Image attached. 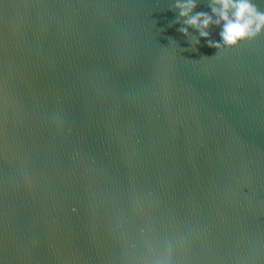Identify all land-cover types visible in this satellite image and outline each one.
<instances>
[{"label":"water","instance_id":"95a60500","mask_svg":"<svg viewBox=\"0 0 264 264\" xmlns=\"http://www.w3.org/2000/svg\"><path fill=\"white\" fill-rule=\"evenodd\" d=\"M188 2L0 0V264H264V0Z\"/></svg>","mask_w":264,"mask_h":264},{"label":"clouds","instance_id":"9594fccd","mask_svg":"<svg viewBox=\"0 0 264 264\" xmlns=\"http://www.w3.org/2000/svg\"><path fill=\"white\" fill-rule=\"evenodd\" d=\"M213 3L219 6L218 8H212L213 13L219 17L216 23L219 24L221 21H224V31L221 35L226 43L234 44L237 40L249 34L254 21L247 17L254 15V10L248 3L244 2V0H241L239 3H234V0H213ZM177 7L182 9L180 13L181 16L189 17V14L196 5L192 0H189L188 3L177 5ZM233 8L235 9L234 19L229 17V11ZM256 18L260 21V24H264V16H257ZM187 23L189 26L201 29L207 28L209 24L212 23V19L205 13H198L190 17ZM258 29L259 25H257V30ZM182 31H184L185 34L187 32L186 29ZM201 35L207 36V33L201 31Z\"/></svg>","mask_w":264,"mask_h":264}]
</instances>
